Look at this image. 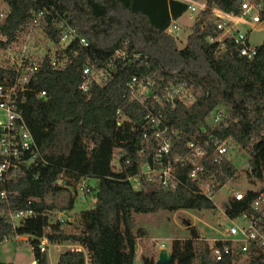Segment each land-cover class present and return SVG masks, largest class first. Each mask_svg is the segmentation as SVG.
<instances>
[{
    "label": "trees",
    "instance_id": "trees-1",
    "mask_svg": "<svg viewBox=\"0 0 264 264\" xmlns=\"http://www.w3.org/2000/svg\"><path fill=\"white\" fill-rule=\"evenodd\" d=\"M3 1L10 11L0 22L1 49L12 44L21 31L33 24L37 12L44 10L46 23H42V32L56 45L55 57L67 60L64 67L56 68L51 58L45 59L33 76L23 105L26 124L46 164L24 172L8 185L0 184V189L21 193V199L12 200L16 204L37 198L30 207L40 215L27 220L19 232L52 241H80L90 249L95 264H157L150 258L137 262L136 239L145 236V231L138 229L135 233V215L212 211L215 205L198 193L200 182L188 178L193 169L190 163L181 167L184 186L174 191L163 189L159 183L143 190L132 188L127 177L139 173L152 159L154 147H158L154 128L146 119L149 107L156 114L161 111L174 153L185 154L190 141L200 143L206 150L201 162L209 173L204 178L215 177L214 191L242 178L230 161L214 162L216 143L226 139L248 151L251 179L262 177L264 42L256 46L253 59L241 57L240 46L230 39L224 40L226 47L219 50L220 42L210 40L222 33L217 28L218 19L202 11L186 46L179 48L168 29L173 20L188 11V1L197 0ZM206 1L223 12L240 14L241 0ZM60 20L67 21L77 32L65 49L58 48L61 32L56 24ZM79 37L86 38L88 46L82 45ZM117 51L125 55L116 56ZM88 65L107 70L109 78L103 85L94 84L87 93L80 84ZM12 74V70L0 68V84ZM134 78L149 82L159 95L166 87L184 85L196 101L190 105L177 101L171 107L149 98L148 107L130 99L128 84ZM40 91H46L47 96L39 98ZM221 107L229 109V117L212 128L207 117ZM122 118L125 121L118 125ZM83 178L97 179L95 206L82 211L79 226L69 221L50 223L47 212L74 209L73 189ZM60 179L65 180L63 185L57 184ZM243 206L232 200L228 213L236 216ZM5 210L7 205L0 203V243L12 232V224L2 215ZM32 243L36 245L37 241ZM34 255L39 264H48L47 256L37 246ZM171 255L170 264H235L230 257L215 261L207 243L194 236L186 241L175 240ZM83 262L78 253L61 254L58 260L59 264ZM250 264H264V258L258 257Z\"/></svg>",
    "mask_w": 264,
    "mask_h": 264
},
{
    "label": "built area",
    "instance_id": "built-area-1",
    "mask_svg": "<svg viewBox=\"0 0 264 264\" xmlns=\"http://www.w3.org/2000/svg\"><path fill=\"white\" fill-rule=\"evenodd\" d=\"M188 2V11H195V7L190 5V2L194 1ZM9 11L8 6L0 9V22L7 17ZM263 11L264 0H241L240 14L226 13L218 9L216 13L217 28L222 33L218 38H211L210 40L213 42L219 41V50H224L226 47L224 40L230 39L240 46L239 54L241 57L253 59L257 53V48L250 43L248 32L239 26H241L240 24L264 22ZM190 18H192L191 15ZM55 19V16H53L52 21H55ZM44 22L46 23V12L39 10L36 19L30 26L42 30V23L44 24ZM177 22L178 20H173L168 29V32L172 35L178 33L176 31L178 30ZM56 25L61 32L58 48L65 49L77 36L76 29L65 20H60ZM235 28H237L236 31H234ZM24 31H21L20 34ZM20 34L12 44L3 49L0 48V68L13 71V74L0 84V184L4 185H8L26 171L46 164V161L40 157V149L26 124L23 105L27 101L28 93L31 91L33 76L46 58H51V64L56 68L64 67L67 62V60L59 61L55 57L57 47L50 40L48 41L53 43V46H49L47 49L42 47L38 49V54H32L28 49L29 41L22 39ZM1 39L6 40L4 37H1ZM79 39L82 45L88 46L86 38L79 37ZM20 41L24 43L21 47L18 45L21 43ZM16 48H18V52H16ZM117 55H125V52L117 51ZM108 78L109 73L107 70L88 65L83 70L80 89L88 93L94 84L103 85ZM128 87L130 99L144 105H148L146 101L149 98L162 106L170 105L171 107H175L177 101L186 105L193 104L196 101L194 94L184 85L166 87L162 95L156 93L149 82L137 81L136 78L128 84ZM37 96L45 98L47 96L46 91H40ZM221 108L211 113L210 122H208L209 116L207 117V123L212 128L217 127L229 117V113H223ZM118 115H121L120 111ZM146 119L154 128V138L158 143V147H154L152 159L142 166L139 173L127 177L132 188L143 190L151 184L159 183L163 189L174 191L184 186L181 167L189 163L192 164L193 169L188 174V178L194 182H200L198 193L209 198L215 205L212 212L217 220L219 231L208 242L205 241L209 247L211 257L215 261H222L230 257L235 264L243 259L246 262L245 264H250L258 257L264 258V170L260 179L256 181L247 179V184L250 187L243 184L241 189L232 190V194L226 197L224 201H217L216 197L223 187L218 191H214L215 177L209 175V180L204 178L209 170L201 162L206 155V150L202 145L190 141L187 143L188 150L185 154L174 153L172 136L169 127L162 120L161 111L156 114L149 107ZM124 121V118L120 119L118 125H122ZM234 145L232 139L216 143L214 162L219 163L224 159L231 162L230 153H232ZM248 166L250 167L249 163ZM251 171L252 167H250L249 172ZM243 181L244 179L242 183ZM57 184L63 185L62 179L58 180ZM74 194H78L77 191ZM251 194L253 195L251 196ZM21 197L18 190L0 189V203H5L8 209L3 211L2 215L8 218L12 224V232L4 237V242L10 240L19 242L22 237H26V240L31 242L33 251L37 246L40 253L47 256L48 264H59V257L64 253L81 254L84 259L83 264H95L90 249L80 241H52L47 237H37L19 232V229L26 224L27 220L37 218L40 215L37 210L30 207L33 202L37 201L35 197H30L27 203L16 204L15 201V203L12 202L13 198L21 199ZM232 200L244 204L236 216H231L228 213ZM13 205H17L18 208H13ZM53 212L55 211H49L46 215L49 217ZM62 213H65V211ZM58 221L64 222L63 219ZM49 222L55 223L56 221L51 220L49 217ZM34 240L37 241L36 245L32 243ZM30 264H39V261L35 259Z\"/></svg>",
    "mask_w": 264,
    "mask_h": 264
},
{
    "label": "rangeland",
    "instance_id": "rangeland-1",
    "mask_svg": "<svg viewBox=\"0 0 264 264\" xmlns=\"http://www.w3.org/2000/svg\"><path fill=\"white\" fill-rule=\"evenodd\" d=\"M186 1V0H183ZM190 5L195 7V11L186 12L177 22L178 33H174L179 48H184L187 44L188 36L192 32V27L195 25L196 20L201 15L202 11H207L210 18L215 19L218 9L215 5L208 3L206 0H197L190 2ZM6 3L0 1V9L6 8ZM190 15L192 18H190ZM243 30L248 32L249 41L252 45L258 46L264 42V22L255 24H240ZM237 28L234 29L236 31ZM233 31V32H234ZM22 39L29 41V51L38 54V49L42 47L47 49L49 46H53V43L46 40L43 32L39 28H32L29 26L24 33L20 34ZM21 39V40H22ZM21 42V41H20ZM23 42L18 45L21 47ZM24 44V43H23ZM20 49V48H19ZM55 49V48H54ZM54 51V50H53ZM18 52V48H16ZM30 52V53H31ZM223 113H229V109L226 107L221 108ZM212 114L209 115L208 122L211 121ZM231 155V156H230ZM232 165L240 171L242 178L238 181L228 182L220 191L216 197L217 201H224V199L232 194V190H239L246 184L247 179L252 177L248 175L250 167L248 161L250 155L247 150L240 149L238 145H234L232 153H230ZM114 164L118 165V159L114 160ZM244 179L243 183L242 180ZM64 179L62 183H64ZM96 185L97 179L95 178H83L73 189L76 194L75 207L71 211L62 213L61 211H55L50 214V219L58 221L63 219L64 221L72 222L74 225H80V215L82 211L91 209L96 203ZM79 191V192H78ZM82 194V195H81ZM222 205V204H221ZM136 228L145 231V236L137 237V262H143L145 258L154 259L157 261L162 250L172 252V245L175 240L186 241L193 237L194 232L199 236L200 240L208 242L209 239L216 236L219 231L218 223L213 215L212 211H194V210H182L179 212L159 211L156 213L143 214L139 213L135 215ZM35 260L34 251L32 250V244L26 240V237H22L21 241H5L0 243V262L8 264H30ZM246 262L240 260L236 264H245Z\"/></svg>",
    "mask_w": 264,
    "mask_h": 264
},
{
    "label": "water",
    "instance_id": "water-1",
    "mask_svg": "<svg viewBox=\"0 0 264 264\" xmlns=\"http://www.w3.org/2000/svg\"><path fill=\"white\" fill-rule=\"evenodd\" d=\"M193 236L199 238L196 232H194ZM156 262L157 264H170L173 262V257L167 250H162Z\"/></svg>",
    "mask_w": 264,
    "mask_h": 264
}]
</instances>
